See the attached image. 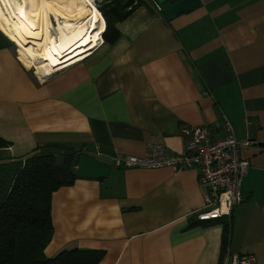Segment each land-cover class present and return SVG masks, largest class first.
Masks as SVG:
<instances>
[{"label": "crops", "instance_id": "1", "mask_svg": "<svg viewBox=\"0 0 264 264\" xmlns=\"http://www.w3.org/2000/svg\"><path fill=\"white\" fill-rule=\"evenodd\" d=\"M115 27V42L53 73L32 72L18 47L17 57L0 48V169L32 151L98 149L78 154L76 178L50 195L45 257L80 248L103 250L97 264H218L221 224H190L203 206L196 169L124 168L109 157L142 156L148 142L182 152L183 127L219 137L224 115L240 143L252 141L239 157L264 165V0H199L174 16L141 2ZM240 190L228 248L264 264L247 232L264 227V202L252 216L253 192L242 181ZM255 238L263 245L264 232Z\"/></svg>", "mask_w": 264, "mask_h": 264}, {"label": "trees", "instance_id": "2", "mask_svg": "<svg viewBox=\"0 0 264 264\" xmlns=\"http://www.w3.org/2000/svg\"><path fill=\"white\" fill-rule=\"evenodd\" d=\"M137 0H102L95 7L104 21L100 34L112 44L119 36L115 23L124 19ZM11 46L0 32V48ZM7 141L0 137V148ZM80 150V149H79ZM79 150L65 149L59 153L32 151L18 162L16 169H0V264H97L103 256L100 249L71 248L53 257H45L43 248L51 236L50 195L76 178L74 170ZM87 155V154H86ZM200 224L220 223L221 254L230 238V218L196 220Z\"/></svg>", "mask_w": 264, "mask_h": 264}, {"label": "built area", "instance_id": "3", "mask_svg": "<svg viewBox=\"0 0 264 264\" xmlns=\"http://www.w3.org/2000/svg\"><path fill=\"white\" fill-rule=\"evenodd\" d=\"M138 1L148 4L158 13L161 12V5L156 4L154 0ZM36 78L38 79L37 76ZM221 121L223 133L219 137H213L201 126L183 127L180 130L185 141L182 152L171 153L161 143L148 142L144 146L142 156L113 154L109 158L114 166L124 168L167 167L174 172L186 168L196 169L197 184L203 197V206L197 218L228 219L233 206L243 200L240 185L249 167L248 161L239 157L238 147L240 144L248 145L252 141L240 143L234 135L231 123L224 115H221ZM98 152L97 148L89 151L82 147L79 150V154L92 156L99 155ZM218 264H254V258L250 253L231 252L227 244Z\"/></svg>", "mask_w": 264, "mask_h": 264}, {"label": "bare ground", "instance_id": "4", "mask_svg": "<svg viewBox=\"0 0 264 264\" xmlns=\"http://www.w3.org/2000/svg\"><path fill=\"white\" fill-rule=\"evenodd\" d=\"M92 4L93 0H0V21L29 62L51 72L102 40L104 21Z\"/></svg>", "mask_w": 264, "mask_h": 264}, {"label": "rangeland", "instance_id": "5", "mask_svg": "<svg viewBox=\"0 0 264 264\" xmlns=\"http://www.w3.org/2000/svg\"><path fill=\"white\" fill-rule=\"evenodd\" d=\"M102 0H93V3H100ZM138 1V0H137ZM92 4L94 6V8L96 9L95 5ZM165 4V3H164ZM163 4V5H164ZM162 5V6H163ZM1 9V8H0ZM97 10V9H96ZM98 11V10H97ZM99 12V11H98ZM101 15V14H100ZM103 19V18H102ZM0 20H1V15H0ZM101 20V19H100ZM102 28V27H100ZM0 32L2 34H4V36L10 41L12 48L14 49V53L15 56L17 57V45L15 44V41H13V39H11L9 37V33L7 31V29L4 27V25L1 23L0 21ZM28 40V39H27ZM33 40H28V42L33 43ZM19 48V47H18ZM26 57V56H25ZM27 58V57H26ZM28 60V58H27ZM29 61V60H28ZM30 63V62H29ZM33 66V68L38 69L37 66H34L33 64L30 63V66ZM32 66L28 69H30L32 72H34V70L32 69ZM47 70L49 72V70L46 68V66H44L43 68H39V70ZM37 73V71H35ZM35 75V74H34ZM83 157L82 155H79L78 158L75 160L76 163L78 164L79 159ZM81 160V159H80ZM260 164L258 165V163H252V165L250 164V167L248 168L247 173L242 177V189L243 191H245V189H250L252 190L253 194H251L250 199H252V205H249L247 207V211L254 216V210H255V203L257 202V200H262V202H264V165L261 166L260 168ZM2 181H4L5 179H7V176H0ZM250 199H247L246 202ZM258 213L260 214V222L264 221V216L260 210V208H257ZM259 222V223H260ZM248 233H251L252 238V242H250V244L252 245V247L254 246V248L259 252H263L264 253V243L263 245H260L259 242H257L256 240V236H260L263 232H264V227H256V225H253V227L249 230H247ZM251 247V248H252ZM232 252V251H231Z\"/></svg>", "mask_w": 264, "mask_h": 264}, {"label": "water", "instance_id": "6", "mask_svg": "<svg viewBox=\"0 0 264 264\" xmlns=\"http://www.w3.org/2000/svg\"><path fill=\"white\" fill-rule=\"evenodd\" d=\"M156 4H166L161 12L165 16H174L189 11L199 4V0H154Z\"/></svg>", "mask_w": 264, "mask_h": 264}]
</instances>
